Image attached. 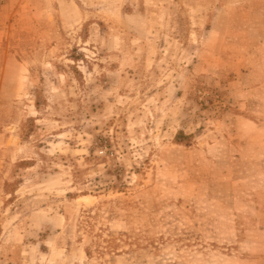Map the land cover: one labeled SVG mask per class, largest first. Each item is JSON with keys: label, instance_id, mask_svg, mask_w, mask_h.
Masks as SVG:
<instances>
[{"label": "rangeland", "instance_id": "obj_1", "mask_svg": "<svg viewBox=\"0 0 264 264\" xmlns=\"http://www.w3.org/2000/svg\"><path fill=\"white\" fill-rule=\"evenodd\" d=\"M4 1L0 264L264 262V131L230 97L250 61L208 33L242 0Z\"/></svg>", "mask_w": 264, "mask_h": 264}, {"label": "crops", "instance_id": "obj_2", "mask_svg": "<svg viewBox=\"0 0 264 264\" xmlns=\"http://www.w3.org/2000/svg\"><path fill=\"white\" fill-rule=\"evenodd\" d=\"M5 6H7V1L0 2V11ZM238 11L241 12L240 20H238ZM12 29L11 23L0 19V51L3 54L0 61V90L4 87V77L11 74L9 65L14 66L13 62L18 65L17 60L9 50ZM208 33L209 35L219 33L221 35L219 43L224 45L229 43L233 49L239 45L241 50L245 52L242 55L233 52L230 57L234 61H250L247 65L242 63L233 68L234 77L230 82V97L232 103L237 107L258 109L260 117L248 118V121L253 123L254 127H257L261 132L264 131V0H242V4L237 9L235 6L229 5L217 8ZM234 117L232 121L236 132L233 135H239L243 140H254L255 136L251 133L244 135V132L242 133V130L238 128L240 116L234 115ZM249 132H251L250 129ZM258 140L255 139V141ZM258 151L260 150L258 149ZM263 165L264 163H261L259 169L264 168ZM239 261L240 264H264L261 258L255 260L246 258Z\"/></svg>", "mask_w": 264, "mask_h": 264}]
</instances>
